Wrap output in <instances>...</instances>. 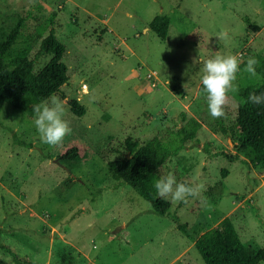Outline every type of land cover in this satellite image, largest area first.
<instances>
[{"label":"rangeland","instance_id":"obj_1","mask_svg":"<svg viewBox=\"0 0 264 264\" xmlns=\"http://www.w3.org/2000/svg\"><path fill=\"white\" fill-rule=\"evenodd\" d=\"M159 14L170 19L166 40L149 27ZM20 17L23 28L5 62L24 48L34 58L54 29L66 46V97L57 96L71 132L48 145L29 106L0 105L3 243L32 264H204L195 238L229 217L246 247H264V167L251 152L235 150L238 89L260 79L243 68L248 57L259 64L264 54V0H0L2 40ZM230 53L240 57L242 71L224 116L214 118L199 74L205 59ZM49 58L38 56L35 70ZM69 98L85 107L81 117L70 111ZM189 118L201 123L195 138L160 175L172 173L199 191L180 202L164 197L169 215L161 216L112 175L107 161L122 157L126 139H177ZM74 142L86 145V157L62 161L60 151ZM0 264L14 262L0 250Z\"/></svg>","mask_w":264,"mask_h":264},{"label":"trees","instance_id":"obj_2","mask_svg":"<svg viewBox=\"0 0 264 264\" xmlns=\"http://www.w3.org/2000/svg\"><path fill=\"white\" fill-rule=\"evenodd\" d=\"M53 16L54 13L49 17L50 22ZM24 21L20 17L5 39L0 38V105L6 103L13 107L29 106L30 114L33 115V107L40 101L48 100L53 95H58L61 99L66 97L62 87L69 80V72L62 59L66 46L57 39L54 29H50L48 35L41 40L34 58L24 48L5 62V55L16 42ZM149 27L159 38L166 40L170 32V19L166 15H156ZM45 55L50 56L49 60L36 71L35 59ZM255 70L260 79L238 89L241 102L235 113L238 128L235 150L237 153L251 152L255 162L264 167V105L258 106L248 101L251 93L264 92V54ZM200 89L203 91L202 86ZM67 104L74 115L81 117L85 113V107L77 99L69 98ZM200 126L197 119L189 118L176 131L177 139L168 142L153 137L138 145L136 141L126 139V152L120 158L107 161L108 169L115 178L129 185L141 198L149 202L154 213L169 215L170 202L156 193L154 182L161 177V167L178 154L186 141L195 138ZM221 129L226 132L225 127L221 126ZM14 141L20 145L31 146L16 137ZM86 154V145L74 142L62 148L59 158L75 163L83 160ZM225 173L223 170L222 174ZM173 217L177 227L190 235L188 224L181 222L176 215ZM194 247L204 264H258L264 260V247H246L229 217H224L214 227L197 236ZM0 250L7 253L14 264H32L19 251L1 240Z\"/></svg>","mask_w":264,"mask_h":264},{"label":"clouds","instance_id":"obj_3","mask_svg":"<svg viewBox=\"0 0 264 264\" xmlns=\"http://www.w3.org/2000/svg\"><path fill=\"white\" fill-rule=\"evenodd\" d=\"M221 38L224 33L219 34ZM241 59L237 54H216L203 61L199 80L206 96L207 110L214 118L224 116V106L230 92L237 91L236 80L242 71ZM258 60L255 56L247 58L243 70L255 75ZM248 101L252 104L264 105V92H253ZM64 101L57 95L50 100H42L33 107V124L41 141L48 145H57L71 132L68 121L64 118ZM0 109V115H2ZM153 187L159 196H170L173 201L180 202L198 193L199 188L178 182L174 174L169 173L157 178Z\"/></svg>","mask_w":264,"mask_h":264},{"label":"water","instance_id":"obj_4","mask_svg":"<svg viewBox=\"0 0 264 264\" xmlns=\"http://www.w3.org/2000/svg\"><path fill=\"white\" fill-rule=\"evenodd\" d=\"M57 161V160H56Z\"/></svg>","mask_w":264,"mask_h":264}]
</instances>
